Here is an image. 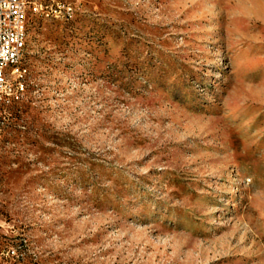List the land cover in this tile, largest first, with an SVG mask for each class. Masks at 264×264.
<instances>
[{"label":"rangeland","instance_id":"obj_1","mask_svg":"<svg viewBox=\"0 0 264 264\" xmlns=\"http://www.w3.org/2000/svg\"><path fill=\"white\" fill-rule=\"evenodd\" d=\"M27 1L1 245L26 241L21 264H264V0Z\"/></svg>","mask_w":264,"mask_h":264},{"label":"built area","instance_id":"obj_2","mask_svg":"<svg viewBox=\"0 0 264 264\" xmlns=\"http://www.w3.org/2000/svg\"><path fill=\"white\" fill-rule=\"evenodd\" d=\"M31 6L38 11L35 4L27 0H0V133L5 128V121L10 116L8 109L21 103L26 97L25 79L27 69L12 71L10 83H2L1 66L6 59H16L23 62L22 45H19V35H23V21L28 18ZM26 241L15 246H2L0 243V264H21L26 257Z\"/></svg>","mask_w":264,"mask_h":264},{"label":"bare ground","instance_id":"obj_3","mask_svg":"<svg viewBox=\"0 0 264 264\" xmlns=\"http://www.w3.org/2000/svg\"><path fill=\"white\" fill-rule=\"evenodd\" d=\"M42 10L38 8V11ZM27 43H28V18H25L23 21V35H19V45H22L23 54V62H17L16 59H6L4 60L3 65L1 66V81L2 83H10V77L12 71H23L25 68V59L27 54ZM27 87L25 84V91ZM27 92V91H26Z\"/></svg>","mask_w":264,"mask_h":264}]
</instances>
